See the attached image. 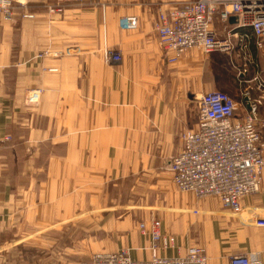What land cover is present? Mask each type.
<instances>
[{
  "label": "crops",
  "instance_id": "1",
  "mask_svg": "<svg viewBox=\"0 0 264 264\" xmlns=\"http://www.w3.org/2000/svg\"><path fill=\"white\" fill-rule=\"evenodd\" d=\"M167 1L24 0L14 7L24 9L22 29L12 24L16 12L12 20L0 17V264H25L32 249L40 264H80L93 253L121 249L149 258V222L147 232L132 225L117 248L101 250L80 251L79 236H64V229L76 228L81 213L106 211L96 208L97 198L109 196L112 180L141 174L132 188L138 192L150 173L163 199L134 208L151 207L161 232L175 237L176 248H159L160 255L199 246L208 264H230L239 254L264 264V227L217 198L176 190L169 164L181 134L197 128L194 95L227 92L245 115L248 83L239 73L223 75L222 53L193 49L167 62L155 29L157 5ZM134 14L138 27L123 28L121 19ZM249 47L254 64L237 51L238 72L246 66L249 80L264 77V50L254 36ZM107 48L121 60L107 61ZM249 86L251 98H261L264 121V98L254 82ZM243 204L264 207V176Z\"/></svg>",
  "mask_w": 264,
  "mask_h": 264
},
{
  "label": "built area",
  "instance_id": "2",
  "mask_svg": "<svg viewBox=\"0 0 264 264\" xmlns=\"http://www.w3.org/2000/svg\"><path fill=\"white\" fill-rule=\"evenodd\" d=\"M20 1L0 0V17L13 18L15 2ZM232 17L234 22L230 20ZM138 25L137 14L121 19L125 29ZM155 29L170 64L193 49L205 54L241 51L246 64H254L249 42L254 36L257 48L264 50V0H169L157 8ZM121 58L117 50L105 51L107 61ZM245 67L239 76L248 83L244 96L249 110L241 115L237 101L224 91L195 94L197 128L181 134V149L172 156L169 169L180 191L192 192L198 198H217L223 208L236 215L246 212L255 226L264 227V207L246 209L243 204L245 197L259 192L264 176V121L258 114L261 98H251L254 87L249 86L254 82L264 98V77L255 75L249 80ZM151 224L149 258L136 259L129 249H121L93 253L80 264H208L205 249L199 246H192L181 255H160L159 248H176V239L161 232L158 219L153 218ZM139 227L142 233L148 230L145 222ZM256 261L247 254L230 257V264H256Z\"/></svg>",
  "mask_w": 264,
  "mask_h": 264
},
{
  "label": "rangeland",
  "instance_id": "3",
  "mask_svg": "<svg viewBox=\"0 0 264 264\" xmlns=\"http://www.w3.org/2000/svg\"><path fill=\"white\" fill-rule=\"evenodd\" d=\"M20 2L22 3L24 0H21ZM16 4L18 7V4L20 3L15 2V5ZM158 6L159 5H157V8ZM15 12L17 15H15ZM14 15L17 16L16 20H14L15 22L10 23L15 24V27L22 29L24 27V20H27L24 15V9L17 8L16 11L14 10ZM4 19L12 20L13 18ZM36 25L38 28L40 27V23H37ZM220 58L225 63V68L222 70L223 75H229L231 78H235V75L239 73L238 70L241 57H238L236 53H233L222 55ZM138 176L141 177V174L133 175L132 177L129 176L127 180H112L110 188L106 191L109 193V196H106L105 198H97L96 208H100L99 206H101L107 208L106 211L96 212L95 214L86 212L81 213L76 225L77 227L73 229L71 227L68 229L65 227L64 236L70 235L72 232L77 234L81 241V245L79 246L80 251H84V249L86 250L88 247L93 248V246L98 250L105 247L112 249L117 248V245L121 242L122 238L126 235L127 230L130 229L132 225H136L137 227L138 224L144 221L149 222L151 225L152 219H158L159 214L153 212L151 207L144 209L139 207L134 208V206H151L157 202L160 203L163 198L161 194L159 195V191L153 187V185L156 184L155 178H153V173L144 175V179L142 181L140 180V182L138 181L141 183L138 192L132 189L136 185L135 179ZM176 190L179 193H182L177 186ZM80 201L81 204L84 203V199L81 198ZM161 209L162 211L167 210V208ZM182 210L193 211L189 209ZM138 228L139 232L142 233L140 227ZM69 243L71 242H68V244ZM64 247L66 248V245ZM26 255L29 256L27 258L28 261H25V264H40V261L37 260L39 253L37 254L33 249L29 254H24V256ZM80 255L85 257L81 252ZM83 259L84 258H82V261L80 260V262H83ZM12 264L15 263L12 262Z\"/></svg>",
  "mask_w": 264,
  "mask_h": 264
},
{
  "label": "water",
  "instance_id": "4",
  "mask_svg": "<svg viewBox=\"0 0 264 264\" xmlns=\"http://www.w3.org/2000/svg\"><path fill=\"white\" fill-rule=\"evenodd\" d=\"M230 20H231V22H234L235 19L232 17Z\"/></svg>",
  "mask_w": 264,
  "mask_h": 264
}]
</instances>
